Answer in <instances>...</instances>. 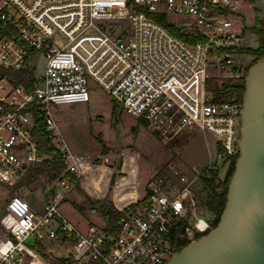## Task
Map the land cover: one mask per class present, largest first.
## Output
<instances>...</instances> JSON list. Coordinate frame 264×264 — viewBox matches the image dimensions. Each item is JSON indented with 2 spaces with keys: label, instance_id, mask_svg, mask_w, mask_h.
Listing matches in <instances>:
<instances>
[{
  "label": "built area",
  "instance_id": "obj_1",
  "mask_svg": "<svg viewBox=\"0 0 264 264\" xmlns=\"http://www.w3.org/2000/svg\"><path fill=\"white\" fill-rule=\"evenodd\" d=\"M257 1L247 4L250 19L241 0H0V264H169L179 245L213 228L198 183L239 155L242 101L222 86L246 76L245 39L259 40ZM168 14L187 22L177 26ZM95 85L163 142L198 128L216 148V161L192 178L162 172L142 197L115 207V235L84 233L59 209L87 164L64 141L52 107L89 103ZM35 109L63 165L42 213L16 188L47 158L33 133Z\"/></svg>",
  "mask_w": 264,
  "mask_h": 264
},
{
  "label": "rangeland",
  "instance_id": "obj_2",
  "mask_svg": "<svg viewBox=\"0 0 264 264\" xmlns=\"http://www.w3.org/2000/svg\"><path fill=\"white\" fill-rule=\"evenodd\" d=\"M241 1L243 5L241 11L251 19L256 11L250 10L247 4H252L253 0ZM167 20L177 26L187 22V19L175 14H168ZM245 42L252 49L258 48L260 43L255 38H246ZM242 58L247 68L254 63L252 54L243 53ZM113 109V101L97 85L92 88L89 103L52 107L54 121L64 141L74 153L84 159V164H87L83 177L72 190L67 192L59 205L63 215L84 233L100 232L107 224L101 211V205L107 203L106 198L103 201L92 200L88 188L92 185L101 191L108 171L120 170L127 160L134 161L132 173H136L137 170L138 191L143 196L146 193L147 183L156 180L162 172L172 173L177 170L190 179L196 168L202 169L217 159L214 138L198 128L184 130L171 142H163L131 115L125 112H116L113 115ZM125 154H128L127 159ZM93 170H98L94 177L91 176ZM210 170L218 171L219 178L223 180L228 168L226 166H220L219 170L208 168L203 175H209ZM116 174L112 180L117 178ZM85 176L88 178H84ZM123 181L124 178H119L117 187H121ZM198 184L201 187L198 193L201 198H205L208 190L201 182ZM50 185L51 181L41 175L30 185L22 186L23 196L34 211L43 212L46 196L51 192ZM217 191L220 192L221 188ZM6 202L5 187L0 185L1 216L4 214ZM5 234L6 231L0 225V238ZM30 243L31 241H28L25 244L31 247Z\"/></svg>",
  "mask_w": 264,
  "mask_h": 264
},
{
  "label": "water",
  "instance_id": "obj_3",
  "mask_svg": "<svg viewBox=\"0 0 264 264\" xmlns=\"http://www.w3.org/2000/svg\"><path fill=\"white\" fill-rule=\"evenodd\" d=\"M255 6L264 24V0ZM244 82L239 155L219 221L169 264H264V55L249 66Z\"/></svg>",
  "mask_w": 264,
  "mask_h": 264
},
{
  "label": "trees",
  "instance_id": "obj_4",
  "mask_svg": "<svg viewBox=\"0 0 264 264\" xmlns=\"http://www.w3.org/2000/svg\"><path fill=\"white\" fill-rule=\"evenodd\" d=\"M256 10L258 12L256 18V25L253 27V30L259 36V42H260L259 46L256 49H244L242 51L243 53L252 54L254 62L264 55V24H263V20L260 18V10L258 8ZM160 21L165 24L163 18H161ZM170 30L176 32L172 27H170ZM244 86H245V82L243 80L242 82L239 83L231 81L229 83L223 84L222 87L226 94L236 95L237 98L240 101H242ZM115 114H116V110L114 108L113 115ZM33 117H34L33 133L38 141L39 148L47 155V158L44 160L41 167L29 168L27 174L18 183L16 188L30 185L31 183L35 182L37 178L40 177L41 175L45 176L49 181L56 180L61 175L63 169L61 153L50 144L48 133L45 131L43 116L38 111V109H35L33 111ZM100 142L102 143V140H100ZM234 163L235 160L229 166L223 180L219 178L218 171H213V170L209 171V175L202 177L204 187L208 190V193L207 196L205 198L202 197L201 200L206 211L212 217L213 227L218 223L220 215L226 203L227 187L234 169ZM66 176L70 180L74 179V177L70 174H67ZM218 188H221L220 192L217 191ZM101 211L107 220L105 230L107 231L108 234L115 235L118 231V220L121 213L113 206L111 202L103 203L101 205ZM182 247H184V244L179 245L177 249L180 250ZM57 263L76 264L71 258L57 259ZM96 264H101V263H96Z\"/></svg>",
  "mask_w": 264,
  "mask_h": 264
},
{
  "label": "crops",
  "instance_id": "obj_5",
  "mask_svg": "<svg viewBox=\"0 0 264 264\" xmlns=\"http://www.w3.org/2000/svg\"><path fill=\"white\" fill-rule=\"evenodd\" d=\"M128 154H125V158L127 159ZM134 161H126L124 162L122 168L118 171L110 170L104 177L103 187L100 190L96 189L94 186H90L88 188V192L90 194V198L92 200L97 201H103L105 198L106 202H111L114 207L117 206H124L128 203H130L132 200L142 197L139 194L138 191V174L137 170L136 173H132ZM93 175L96 176L98 173V170H93ZM117 173V178H115L112 182V177ZM124 178V181L121 185V187H117V182L119 178ZM84 178H88V176H85ZM83 178V180H84ZM83 188H85L83 186ZM87 189V187H86ZM6 192V190H5ZM0 216H1V210H0Z\"/></svg>",
  "mask_w": 264,
  "mask_h": 264
}]
</instances>
